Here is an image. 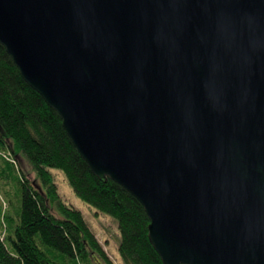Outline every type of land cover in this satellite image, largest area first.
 <instances>
[{"label": "water", "instance_id": "obj_1", "mask_svg": "<svg viewBox=\"0 0 264 264\" xmlns=\"http://www.w3.org/2000/svg\"><path fill=\"white\" fill-rule=\"evenodd\" d=\"M0 44L162 264H264V0H0Z\"/></svg>", "mask_w": 264, "mask_h": 264}, {"label": "trees", "instance_id": "obj_2", "mask_svg": "<svg viewBox=\"0 0 264 264\" xmlns=\"http://www.w3.org/2000/svg\"><path fill=\"white\" fill-rule=\"evenodd\" d=\"M50 169L116 222L122 264H162L148 241L142 206L115 182L91 173L59 115L21 78L0 44V180L16 172L20 197L15 218L0 211V264H113L81 212L59 198Z\"/></svg>", "mask_w": 264, "mask_h": 264}, {"label": "rangeland", "instance_id": "obj_3", "mask_svg": "<svg viewBox=\"0 0 264 264\" xmlns=\"http://www.w3.org/2000/svg\"><path fill=\"white\" fill-rule=\"evenodd\" d=\"M23 162V161H22ZM24 163H22L23 165ZM57 188V193L61 201L79 210L94 237L101 245L107 257L113 264H122L117 251L120 240L116 222L103 213L96 211L93 207L79 199L68 185L63 174L57 169H50ZM8 175V176H7ZM16 172L7 171L2 180H0V211L5 209V213L15 218V206L19 208V185L16 180ZM32 179V176L29 175ZM3 214V213H2ZM39 243V242H38Z\"/></svg>", "mask_w": 264, "mask_h": 264}]
</instances>
